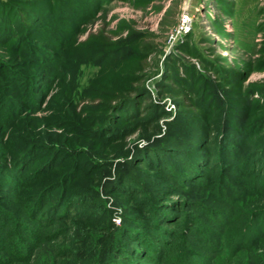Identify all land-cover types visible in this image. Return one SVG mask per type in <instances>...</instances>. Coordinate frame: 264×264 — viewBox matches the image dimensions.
Instances as JSON below:
<instances>
[{"label": "rangeland", "instance_id": "1", "mask_svg": "<svg viewBox=\"0 0 264 264\" xmlns=\"http://www.w3.org/2000/svg\"><path fill=\"white\" fill-rule=\"evenodd\" d=\"M0 1V205L17 218L12 233L0 231V264H36V255L66 246L55 238L67 228L39 225L28 205L46 193L81 201L107 163L114 166L112 183L126 170V151L145 143L141 135L150 127L143 109L149 100L137 89L156 93L167 85L171 91L163 89L159 99L184 113L185 136L211 123L216 139L252 155V166L264 165V154L253 152L264 147V0ZM134 98L140 104L130 118L123 109ZM226 130L236 134L228 139ZM16 163L17 186L7 179ZM231 168L223 175L239 193L211 169L192 191L177 192L158 176L148 186L165 203L197 199L230 211L222 252L210 264H264V180L263 190L248 188L244 181L255 180L254 171ZM112 197L140 222L137 198ZM90 206L80 214L93 215ZM113 214L120 224L125 212L115 206ZM259 225L263 230L250 231ZM241 230L252 236L239 249Z\"/></svg>", "mask_w": 264, "mask_h": 264}, {"label": "trees", "instance_id": "2", "mask_svg": "<svg viewBox=\"0 0 264 264\" xmlns=\"http://www.w3.org/2000/svg\"><path fill=\"white\" fill-rule=\"evenodd\" d=\"M185 86L184 82L181 83L179 92H184ZM163 89L171 91L164 84L158 85L155 96L146 87L136 90L139 96H144L145 101L149 100L143 109L147 113L146 120L150 127L141 135L146 142L126 151V170L116 173L114 183L108 178L114 168L109 162L108 170L100 172L91 181L88 193H82L85 198L81 201L77 202L74 197L67 199L65 193L52 199L53 195L46 193L39 203L28 205L31 220L39 225L67 228V233L62 232L55 238L64 241L66 246L53 245L52 253L45 258L36 255V264H210L214 254L222 252L221 231L232 220L230 211L215 208L197 199L165 203L159 194L149 188L148 179L158 176L172 182L171 187L177 192H186L193 190L190 185H203L208 181L206 171L211 169L219 180H226L232 191L239 193L223 172L236 165L243 170L249 168L257 178L251 183L245 180V184L249 185L246 186L263 190L260 181L264 180V165L252 166V155L249 154V159L246 155L241 156L234 147L231 149L227 139H216V128L211 123L208 131H197L198 134L190 138L185 136L184 130L188 129L190 123L184 113L178 111L175 114L159 99ZM128 104L123 110L132 118V113L138 111L140 103L134 98ZM164 117L166 119L162 124L160 120ZM228 130L226 138L234 137L236 132ZM54 147L58 149V146ZM253 152L264 154V147L259 150L254 147ZM16 165L8 173L7 179L17 186L18 183H14L17 180L15 176L20 178L22 169L19 168L20 163ZM116 193L137 198L135 202L141 214L135 218L140 222L127 217L128 209L125 210L121 202L112 197ZM89 201L93 202V206L89 207L93 215L83 216L79 208ZM115 206L125 212L120 224H116L113 219ZM251 219V216L246 218V225H252ZM16 221L15 214L0 205V231H8L9 226ZM79 222H82V226ZM21 228L28 231L26 227ZM21 228L17 227L15 232ZM255 229L261 231L263 227L259 225L250 231ZM240 233H244L243 238L236 236L234 244L239 249L245 247V241L252 236L250 232L242 230L237 235Z\"/></svg>", "mask_w": 264, "mask_h": 264}, {"label": "built area", "instance_id": "3", "mask_svg": "<svg viewBox=\"0 0 264 264\" xmlns=\"http://www.w3.org/2000/svg\"><path fill=\"white\" fill-rule=\"evenodd\" d=\"M152 95L155 96V93L152 91Z\"/></svg>", "mask_w": 264, "mask_h": 264}]
</instances>
